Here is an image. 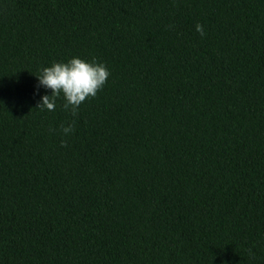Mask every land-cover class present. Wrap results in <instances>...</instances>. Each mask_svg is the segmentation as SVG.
<instances>
[{"label":"trees","instance_id":"obj_1","mask_svg":"<svg viewBox=\"0 0 264 264\" xmlns=\"http://www.w3.org/2000/svg\"><path fill=\"white\" fill-rule=\"evenodd\" d=\"M0 264H264V0H0Z\"/></svg>","mask_w":264,"mask_h":264},{"label":"clouds","instance_id":"obj_2","mask_svg":"<svg viewBox=\"0 0 264 264\" xmlns=\"http://www.w3.org/2000/svg\"><path fill=\"white\" fill-rule=\"evenodd\" d=\"M196 31L203 35L202 26L197 23ZM36 82L34 91L41 87L49 92L39 95L36 107L53 110L56 97L63 96V107L76 114L80 104L89 97L95 96L109 75V70L102 61L95 57L85 59L80 56H72L67 60L53 61L51 64L41 67L38 74H34ZM64 134L72 131V123L60 126ZM63 143V140L61 141Z\"/></svg>","mask_w":264,"mask_h":264}]
</instances>
